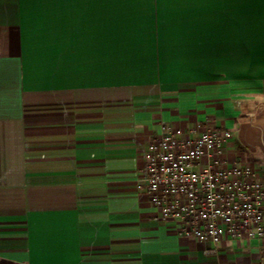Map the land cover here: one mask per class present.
Segmentation results:
<instances>
[{
    "label": "crops",
    "instance_id": "obj_1",
    "mask_svg": "<svg viewBox=\"0 0 264 264\" xmlns=\"http://www.w3.org/2000/svg\"><path fill=\"white\" fill-rule=\"evenodd\" d=\"M177 128L229 129L264 185V0H0V264H264L150 203Z\"/></svg>",
    "mask_w": 264,
    "mask_h": 264
},
{
    "label": "built area",
    "instance_id": "obj_2",
    "mask_svg": "<svg viewBox=\"0 0 264 264\" xmlns=\"http://www.w3.org/2000/svg\"><path fill=\"white\" fill-rule=\"evenodd\" d=\"M229 129H169L149 142L144 188L161 219L198 241L264 238V185L257 169L229 160Z\"/></svg>",
    "mask_w": 264,
    "mask_h": 264
},
{
    "label": "rangeland",
    "instance_id": "obj_3",
    "mask_svg": "<svg viewBox=\"0 0 264 264\" xmlns=\"http://www.w3.org/2000/svg\"><path fill=\"white\" fill-rule=\"evenodd\" d=\"M45 45H47V44H36V45H32V46L33 47L40 46V49L39 50H46ZM48 46H50V45H48Z\"/></svg>",
    "mask_w": 264,
    "mask_h": 264
}]
</instances>
